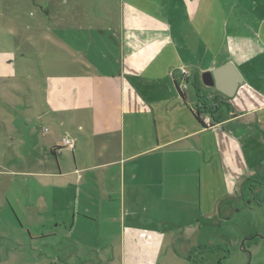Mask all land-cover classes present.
<instances>
[{
	"label": "crops",
	"instance_id": "1",
	"mask_svg": "<svg viewBox=\"0 0 264 264\" xmlns=\"http://www.w3.org/2000/svg\"><path fill=\"white\" fill-rule=\"evenodd\" d=\"M0 46V179L30 162L67 189L58 210L72 218L57 254L0 245V264H223L209 232L264 176V0H0ZM228 63L231 98L201 83ZM197 94L226 105L217 123L195 119ZM25 120L56 174L17 155Z\"/></svg>",
	"mask_w": 264,
	"mask_h": 264
},
{
	"label": "rangeland",
	"instance_id": "2",
	"mask_svg": "<svg viewBox=\"0 0 264 264\" xmlns=\"http://www.w3.org/2000/svg\"><path fill=\"white\" fill-rule=\"evenodd\" d=\"M8 44L9 41H2L1 45ZM189 90L195 91L192 85H189ZM0 107H3L1 102ZM26 123V120L15 121L18 133L24 136L12 135L15 140L12 146L15 147L17 155L21 156H29V150L33 146L32 141L25 136L28 130L24 128ZM42 128L46 127L40 126L37 130ZM54 136V140L60 142L62 134L56 132ZM43 148H35L31 156L42 158L43 162L48 160L49 170H42L56 174L57 158L55 159L49 149ZM6 154L10 155V152L6 151ZM6 170L11 174L0 179V245L3 252L9 246H16L19 248L17 251L27 257L31 244L39 243V252L57 254L60 243H69L66 236L72 218L58 210V201L67 189L60 187L57 178L46 179L44 176L33 177L27 174L33 170L27 161L22 160L18 166L7 167ZM255 190L252 200L245 195L233 200L231 215L226 217L223 224L209 232V240L224 245L220 250L224 253L223 264H239L241 261V264H249L250 257H253L250 264H264V186ZM249 237H255V243L245 240ZM183 242L186 243L185 240ZM85 252L79 250L81 263L86 258Z\"/></svg>",
	"mask_w": 264,
	"mask_h": 264
},
{
	"label": "trees",
	"instance_id": "3",
	"mask_svg": "<svg viewBox=\"0 0 264 264\" xmlns=\"http://www.w3.org/2000/svg\"><path fill=\"white\" fill-rule=\"evenodd\" d=\"M224 106H226V105L225 104H221V103H217L215 106L208 105L205 102V100L202 101L201 98H200V96L198 95V105L195 108V112H194L193 115H194L195 119L199 121L200 120L199 119V115L200 114H206V115H208L210 117V119L212 120V122L217 123L218 122V119H217L216 113L222 107H224ZM201 124H202V122H201ZM52 152L54 153V150ZM261 186H264V176H262V175H255V176L249 177V178H247V179H245L243 181V183L241 184V192L242 193H244V192H246V193H252L256 188L261 187ZM245 240H248V241H251L252 243H255V237H249L248 239H245ZM219 249H220L219 247L215 246V247L201 248V249H197V250L199 251V253L201 255L203 253L204 254L205 253H211V252L217 251ZM195 250L196 249H193L190 252L189 259L191 258V256L194 255ZM200 263L201 262L198 261L197 264H200Z\"/></svg>",
	"mask_w": 264,
	"mask_h": 264
},
{
	"label": "water",
	"instance_id": "4",
	"mask_svg": "<svg viewBox=\"0 0 264 264\" xmlns=\"http://www.w3.org/2000/svg\"><path fill=\"white\" fill-rule=\"evenodd\" d=\"M240 82L241 79L230 63L201 75V83L204 87L214 89L227 98L233 96Z\"/></svg>",
	"mask_w": 264,
	"mask_h": 264
},
{
	"label": "built area",
	"instance_id": "5",
	"mask_svg": "<svg viewBox=\"0 0 264 264\" xmlns=\"http://www.w3.org/2000/svg\"><path fill=\"white\" fill-rule=\"evenodd\" d=\"M187 76L188 75H187L186 71L183 68H181L180 69V81H179V84L177 86L179 91H184L186 89V87H187V85H186L187 84V81H186ZM201 116H202L201 122L204 125V127H209L212 125L211 119L208 115L203 114ZM63 144H64V146H67L68 148H72V143L69 141V139H64Z\"/></svg>",
	"mask_w": 264,
	"mask_h": 264
}]
</instances>
